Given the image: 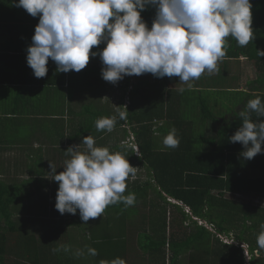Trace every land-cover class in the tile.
Masks as SVG:
<instances>
[{"label": "trees", "instance_id": "1", "mask_svg": "<svg viewBox=\"0 0 264 264\" xmlns=\"http://www.w3.org/2000/svg\"><path fill=\"white\" fill-rule=\"evenodd\" d=\"M250 2L253 38L256 35L257 41L255 43L250 41L252 44L241 47L234 38L227 37L226 39L233 40L235 49H230L226 45L225 49L231 53L226 57L235 59L246 57L253 62L264 61V57L257 54V49L264 50V35H262L264 0H250ZM259 42L261 45L256 47ZM257 65L262 69L259 64ZM136 76H125L121 80L122 90L126 92L133 84V77ZM133 85L129 93L130 104L127 108H122V111L127 112V118L125 120L118 118L115 128L116 131H120L122 137L126 136L128 139L130 133L134 134L138 147H134L131 142L122 143L120 147L116 144L115 147L116 151L125 155L132 166L136 162L142 164L146 168L148 180L143 183L139 180L126 182L128 186L124 195L134 193L136 197L134 205L126 207L123 202L109 205L104 211L105 215L102 214L104 218L127 223L129 221L127 219L138 212V204H142L144 209L149 208L152 231L141 232L142 239L137 232L140 248L144 251L145 258H149L148 262L143 264H246L240 243L249 246L250 264H264V249L259 248L257 244L260 225L264 224V151L248 160L241 155L244 151L243 145L239 142H230V137L243 122L239 113L229 112L228 114H233L227 120L225 116L219 118L214 115L208 118L203 116L204 125L205 120L212 118L219 127L217 130H212L213 134H209L208 129L205 128L203 135L200 136V132L196 130L197 120L186 121L187 114L191 113L190 110L179 111L177 106L171 111L172 108H169L167 101V98L172 99L171 93L165 94L156 82L152 85L149 78L138 80V83ZM147 89L149 93L146 94ZM140 92L143 93V100L136 101L134 97L142 96ZM125 94L121 98L122 106ZM257 97L264 103V92L260 91L257 95L251 96V99ZM112 115L114 112L106 114L109 117ZM250 118L253 121L264 120V117L258 116L254 111L250 112ZM164 119L169 121L168 126L166 123L155 126V121ZM173 119L176 121L172 125L170 120ZM222 119L223 121L220 122L219 120ZM5 120L12 124L3 126L4 128L0 127V138L5 131L7 136L9 128H15L17 124L10 115H7ZM172 127L178 130L179 146L166 148L162 140ZM92 130H95L93 135L83 133L86 129H82L81 133L71 134L72 140L78 139L82 142L88 135L106 143L109 139L118 140L115 129L111 133L97 131L94 124ZM11 134L12 131L10 136ZM58 138L63 140L64 134H58ZM134 148L139 149V155H135ZM111 149L110 147L109 150ZM26 168L31 172L32 168L37 170L39 166L29 165ZM137 173L139 174V170ZM131 177L130 175L128 179ZM24 183H8L3 180V175H0V215L4 218L0 223V264H14L10 260L13 235H18L20 232L22 234L16 237L17 245L20 250L25 249L30 255L32 261L30 264H89L94 262L93 260L95 264H100L102 260L110 262L120 257L116 254L117 249L113 247L117 244L113 240L114 238L116 241L119 240L118 234L125 231V227L122 228L125 230H119L115 237L99 234L90 224H84L79 210L75 215L69 213L62 215L55 208L57 191L30 192ZM152 187L154 192H150ZM255 201L259 202L258 205ZM169 212L172 216L170 220ZM15 216L21 219L15 220ZM31 217L36 223L34 228L37 227L32 233L27 228V219ZM200 220L215 226L216 233L211 232L204 225H199ZM74 224L86 226V229H82L83 242L87 248L97 249L98 255L76 256L75 249L78 247L72 248L70 253L52 251L61 245H69L66 228ZM142 224L144 219L139 226ZM237 224L242 227L241 233L235 237L240 243L222 242L219 236H230L238 229ZM89 234H91L90 239ZM24 235H27L25 241ZM72 243L77 246L75 242ZM258 251L260 255H256ZM82 260L84 263H81Z\"/></svg>", "mask_w": 264, "mask_h": 264}, {"label": "clouds", "instance_id": "2", "mask_svg": "<svg viewBox=\"0 0 264 264\" xmlns=\"http://www.w3.org/2000/svg\"><path fill=\"white\" fill-rule=\"evenodd\" d=\"M150 5L156 8L151 28L141 15ZM15 6L39 17L32 44L26 50L27 64L36 78L47 75L49 59L57 65V72L68 73L80 72L90 57L99 56L101 76L113 84L125 76L146 73L157 78L178 77L179 82L188 83L206 71L212 74L217 70L218 62L226 55L227 37L234 38L241 47L253 38L250 0H18ZM101 43H106L102 50L92 51ZM257 54L264 57V50L257 49ZM253 111L264 117V103L259 97L250 99L239 112L242 125L230 137V142L243 145L241 155L248 160L264 151V120L253 121ZM118 118L125 120L127 112L100 117L95 127L111 133ZM179 142L175 127L162 140L166 148H176ZM81 144L86 146L85 151L80 150ZM81 144L65 151L70 159L64 162L62 172L57 174L50 161L51 179L59 183L55 208L62 215H75L79 210L81 220L87 224L101 217L109 205H134L135 194L124 195L126 181L135 169L125 155L96 146L91 135L85 136ZM260 228L257 244L264 249V224ZM52 251L69 252L71 245ZM87 251L98 255L95 248ZM75 255H83V251L78 249ZM247 262L250 264V260ZM100 264L126 261L117 257Z\"/></svg>", "mask_w": 264, "mask_h": 264}, {"label": "crops", "instance_id": "3", "mask_svg": "<svg viewBox=\"0 0 264 264\" xmlns=\"http://www.w3.org/2000/svg\"><path fill=\"white\" fill-rule=\"evenodd\" d=\"M16 3H18V0H0V127L11 126L12 123L5 120L7 115L13 117L15 123H17L15 128H9L7 136H5V131L3 137L0 138V165L2 171L7 172L9 175L12 172L21 174L22 180L20 183L28 182L24 184L30 192H48L49 190L52 192V186L59 187V183L51 179L50 161L57 166V174L62 172L64 170V162L70 159V156L66 155L65 151L69 147L79 146L82 143L78 139L72 140L71 136L75 133H81L82 129H86L83 133L92 134L95 131L92 130L95 121L97 118L104 117L106 111L109 113L114 112L115 115L118 111H122V108H127L130 104L129 93L134 87L133 84H137L138 80L149 78L152 85L156 82L165 94L171 93L172 99L169 100L167 98L169 108H172L171 111H174L177 106L179 111L190 110L191 113L187 114L186 121L196 120L194 118L196 114L201 116L202 123H204L203 116L206 118L213 117V115H217V111L222 110L224 111L223 116L227 115L225 119H229L233 114L230 115L228 114L229 112L239 113L251 99V96L260 93L259 89L251 90L248 88L244 71L247 69L249 71L252 70L249 59L246 57L238 59L226 57L229 53L226 49V55L218 62L217 70L214 73L208 74L206 71L198 80L189 81L188 83L179 82L178 77L157 78L150 73H146L133 77V84L125 92L121 88V80L113 84L102 78L101 70L103 64L99 56L90 57L89 64L80 72L71 71L68 73L57 72V65L49 59L47 75L43 78H36L33 70L27 64L26 50L32 44V37L35 33V27L39 23V17H32L22 7H16ZM141 15L148 27L151 28L156 17L155 6L146 7ZM226 45L230 49H235L232 39H226ZM105 46L106 43H101L99 46L94 47L92 51H100ZM227 60L237 62L229 65ZM234 79L237 80L235 87ZM180 89H184V91L181 92ZM147 90L146 94L149 93V89ZM226 92L246 93V98H241V95H239L236 99V96L232 95L228 96L227 99H221V94ZM140 93L142 96L136 95L134 97L136 101L143 100V93ZM124 94L126 96L122 106L121 98ZM82 102L84 104L83 107L80 105ZM220 102L233 104L235 107L230 109L232 106L228 105L227 109L224 110L219 107ZM175 121L174 119L170 120V123L173 125ZM219 121L221 122L223 119ZM160 123L161 125L165 123L166 126L169 125L167 119L161 120ZM214 125L217 130L218 124L215 123ZM178 126L182 125L178 124ZM178 126L176 127L177 129ZM11 131L12 134L10 136ZM58 134H64V139L59 140ZM117 137V141L109 139L107 143L102 140H95L96 146L103 147L105 145L107 148H112L111 152H116V144L119 147L122 143L130 141L133 145L137 144L136 138L132 133L129 135L130 141L128 137H122L121 133L117 134ZM132 139L135 141H132ZM80 150L85 151L86 146L81 144ZM5 165L7 168L4 167ZM29 165L41 167L37 170L32 168L33 171L31 173L26 168ZM135 165H139V163ZM135 165H133L135 167L134 175H131L132 177L127 180L133 182L141 179L140 182L142 183L148 180L147 172L144 171L143 167ZM44 167H46L45 170L42 169ZM137 170H139V174ZM53 182L55 183L54 185ZM137 207H139V210L135 212V216L127 219L129 220L128 222L132 223V229L139 226L144 218H149L150 211L146 212L145 210L147 209H144L142 204H138ZM103 214L105 215V212ZM100 220L102 221L99 222ZM94 221L98 222L91 225V227L97 233L105 236L109 234V236L115 237L116 233L123 227L131 229L128 223L111 220L107 217L104 218L103 215L100 219L96 218ZM133 223H136V226ZM66 229L69 245H72L71 250L78 247L75 251L78 249L82 250V256L92 257V255L88 254V248L84 244L83 239H81L86 226L74 224ZM137 230L138 228L135 229V231ZM20 234L22 232L16 237ZM137 239L138 235L132 234V240ZM113 242L117 243L116 238H114ZM12 247L10 255L18 253L26 255L21 261H12L14 264H30L32 262L30 255L26 253L25 249H19L17 239L12 243ZM113 247L117 249L116 254L120 255L118 243ZM134 249L135 253L133 256L135 257L137 254L136 258L138 261L148 262L149 258H145V253L144 251L142 252L141 248L135 247ZM132 251L127 256L129 261L132 260L130 257ZM17 258H19L18 255ZM81 263H84V261L82 260Z\"/></svg>", "mask_w": 264, "mask_h": 264}, {"label": "rangeland", "instance_id": "4", "mask_svg": "<svg viewBox=\"0 0 264 264\" xmlns=\"http://www.w3.org/2000/svg\"><path fill=\"white\" fill-rule=\"evenodd\" d=\"M262 35H264V33H262ZM260 37V36H259ZM261 38V37H260ZM262 39V38H261ZM251 41H254V43L257 41V37H256V35L254 36V38L251 40ZM261 45V42H259L257 45H256V47H258V46H260ZM255 46V45H254ZM250 62H249V64L251 65V67H252V70L251 71H249L248 69L247 70H245L244 71V75L247 77V84H248V88H250L251 90L252 89H259L260 91H262V92H264V61H262V60H260V61H258V60H255V62H253V61H251V60H249ZM237 61H230V60H227V63L229 64V65H232V64H234V63H236ZM257 64H259L261 67H262V69L257 65ZM251 74H253V75H251ZM252 76H253V78H252ZM252 78V79H251ZM241 80H242V78L240 79V82H241ZM234 83H235V85H234V87L237 85V80L236 79H234ZM232 86H233V84H232ZM244 86V85H243ZM232 95H234V96H236V99L239 97V95H241V98H246V93L245 94H242V92H239V94L238 93H228V92H226V93H222L221 94V96H220V98L222 99V98H226L227 99V97L228 96H232ZM219 98V99H220ZM220 99V100H221ZM82 107L84 106V104H83V102L80 104ZM228 105H230V106H232V107H230V109H232L233 107H235L233 104H229V103H222V102H220V104H219V107L221 108V109H227V106ZM108 112V111H107ZM107 112H105V116H106V114H107ZM224 111L222 110V111H217V115H215V117H223V113ZM112 113V112H111ZM227 116V115H226ZM226 116H225V118H226ZM194 118L197 120V122H198V124H197V128H196V130L198 131V132H200V136H202L203 135V132H204V130H205V128H207L208 129V132H209V134H213V132H212V130L213 129H216L217 127L214 125L216 122H215V119H208V120H205V125L201 122V116H199V115H196L195 114V116H194ZM155 123V126L157 127L158 126V124L160 123V121L159 122H154ZM115 130L114 131H116L117 129L116 128H114ZM117 132V134H120V131H116ZM116 134V135H117ZM112 140V139H111ZM131 140V138L129 139V141ZM131 142V141H130ZM200 144H202V142L200 143ZM135 149V155H139V149H136V148H134ZM137 163V162H136ZM139 165L140 166H142L143 167V169H144V171H146V168H144V166L142 165V164H140L139 163ZM139 165H135V166H138L139 167ZM1 166V165H0ZM5 168H7V166L5 165L4 166ZM10 167V166H9ZM39 167H41V166H39ZM56 168H57V166H55ZM43 170H45L46 169V167H44V168H42ZM0 175H3V180H5L6 182H8V183H14V182H21V180H22V175L21 174H19V173H16V172H12V174H8L7 172H5V171H1L0 172ZM139 181H141V179L139 180ZM126 182H132L131 180H128V181H126ZM133 182H135V181H133ZM55 183L53 182V185H54ZM59 186V185H58ZM127 186H128V184H127ZM130 186V185H129ZM52 188H53V191L52 192H56V191H58V188L57 187H54V186H52ZM154 192V187H152L151 189H150V192ZM49 193H50V190L48 191ZM238 198H240V197H238ZM255 203L258 205V201H255ZM146 212H148L149 210L147 209V210H145ZM18 215V214H17ZM16 215V216H17ZM14 217V219L15 220H20L21 218H18V217ZM171 213L169 212V220L171 219ZM31 219V220H30ZM30 219H28V223H29V226H27L28 228H30V230H29V232L30 233H32V230L34 229H36V228H34V224L36 225V223H35V221H33L32 219V217L30 218ZM96 218H94V219H90L87 223L88 224H90V225H93V223L94 222H96V221H94ZM145 219V221H144V224H142V225H140L139 227H138V229L139 230H137L136 232H132L131 230H135V229H132V223L131 222H127L129 225H130V227H131V229H120V230H125V231H122V232H120L119 234H118V236H119V240H117L118 242V249H120V257L122 258V257H124L123 259H125L128 255H129V253H131V250H133L132 251V254L130 255V257H131V259L132 260H127V258H126V260H127V263L128 264H143V261H138L137 260V254H136V256L134 257L133 255H134V253H135V247L136 248H139L140 249V247L139 246H141L140 245V242H139V239H137V240H132V233H133V235H136L137 234V232H138V235H139V237L141 236V239H142V236H143V232H151L152 231V227H151V225H150V223H151V217L150 218H144ZM3 220H4V218L0 215V223H2L3 222ZM134 220H136V219H134ZM133 220V221H134ZM199 222V225H204L205 227H207V229H209L211 232H214V233H216V231H217V229H216V227L215 226H211V224H208L207 222H205V221H202V222H200V221H198ZM133 225H135L136 226V223H133ZM238 225V224H237ZM251 225V223L249 222V226ZM42 226V225H41ZM89 226V225H88ZM90 227V226H89ZM241 226H239L238 225V229H236L233 233H231L230 234V236H225V235H222V236H219L220 237V239L222 240V242H224V243H228V244H236V243H240L238 240H236V236H238L240 233H241ZM142 232V233H141ZM27 235H29V234H27ZM27 235H24V237H23V240L25 241L26 240V237H27ZM90 235L91 234H89V236H88V238L90 239ZM16 235H14L13 236V242H15L16 241ZM83 240H84V238H82ZM240 245H241V248L244 250V256H245V261H246V263H248L247 261H249L250 260V258H251V255H250V253H248L249 252V247H248V245H246V244H242V243H240ZM142 252H143V250H142ZM69 254V253H68ZM261 253L258 251V252H256V255H260ZM17 255L19 256V258H17ZM26 257V255L24 254V253H18V254H13V255H10V260L11 261H16V260H18V261H21L22 259H24ZM134 257V258H133ZM188 259V258H187ZM94 262H89V264H95V260H93Z\"/></svg>", "mask_w": 264, "mask_h": 264}, {"label": "bare ground", "instance_id": "5", "mask_svg": "<svg viewBox=\"0 0 264 264\" xmlns=\"http://www.w3.org/2000/svg\"><path fill=\"white\" fill-rule=\"evenodd\" d=\"M132 141H135V140H133V139H132ZM133 146H134V147H138V145H137V144H136V145H133Z\"/></svg>", "mask_w": 264, "mask_h": 264}, {"label": "built area", "instance_id": "6", "mask_svg": "<svg viewBox=\"0 0 264 264\" xmlns=\"http://www.w3.org/2000/svg\"><path fill=\"white\" fill-rule=\"evenodd\" d=\"M187 210V212H190V210L189 209H186Z\"/></svg>", "mask_w": 264, "mask_h": 264}]
</instances>
